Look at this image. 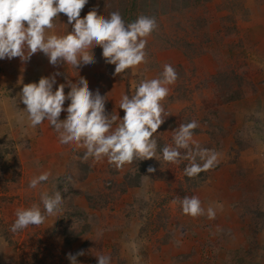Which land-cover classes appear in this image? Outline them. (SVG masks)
<instances>
[{"label": "rangeland", "instance_id": "obj_1", "mask_svg": "<svg viewBox=\"0 0 264 264\" xmlns=\"http://www.w3.org/2000/svg\"><path fill=\"white\" fill-rule=\"evenodd\" d=\"M211 1L88 0L81 18L93 9L108 18L133 3L140 16L155 18L157 28L147 37L145 47L147 62L113 75L115 65L105 61L101 47L94 46L92 64L77 69L63 62L57 64L59 74L53 91L65 84L67 94L68 82L78 83L84 77L93 93L98 90L105 96V113L122 119L121 98L126 94L131 97L141 81L159 78L164 65H171L177 79L168 85L169 94L162 101L169 114L154 134L159 160H139L117 169L107 158L99 162L91 157L84 159L82 147L61 144L49 123V132H39V125L33 128L36 135L18 132L13 137L9 132L11 137L0 143V264H70L67 255L81 251L84 254L76 257L78 264H97L99 255L109 256L110 264H155L154 255H148L153 248L183 250L189 234L212 246L221 231L224 237L231 235L233 219L242 230L244 226L252 230L254 245L262 242L264 178L254 170L259 166V155L264 161V152L257 153L264 145V59L256 49L251 54L245 37L238 42L225 39L239 31L248 35L240 25L249 20L244 0H218L213 15L204 21L211 32L194 41V26L186 21L197 18L191 7L199 6L206 14L210 10L206 4ZM180 21L187 22L189 28L185 30L191 39L188 34V44L179 46L172 29ZM71 31L72 25L61 13L48 34L64 36ZM201 37L206 38L204 44ZM37 56L41 59L44 54L38 52ZM34 58L32 55L29 63ZM8 61L14 65L28 63L18 57L0 59V72ZM102 66L109 72L95 71ZM69 103L66 100L64 108ZM66 116L63 112L59 118ZM191 121L199 125L193 130V139L201 148L217 153L219 161L192 178L184 172L188 160L171 164L162 158L163 147L175 146L172 138L179 125ZM247 148L253 149L252 167H239ZM149 167L155 171L148 172ZM44 172L50 173L49 179L30 188L29 181ZM168 177L178 184L169 185L176 191L171 195L156 186H162ZM238 178H252V200L241 197ZM56 190L64 200L61 215L48 216L39 226L10 231L17 209L33 204L43 209L41 193L51 195ZM185 196L198 197L205 214L195 218L184 214L180 201ZM209 207L215 211L212 219L206 214ZM258 219L262 221L259 225Z\"/></svg>", "mask_w": 264, "mask_h": 264}, {"label": "clouds", "instance_id": "obj_2", "mask_svg": "<svg viewBox=\"0 0 264 264\" xmlns=\"http://www.w3.org/2000/svg\"><path fill=\"white\" fill-rule=\"evenodd\" d=\"M87 2L0 0V59L18 57L21 61H28L32 55L42 52L54 66L63 62L77 69L95 62L92 49L99 46L105 61L115 65L113 75L146 63L145 47L147 37L157 28L155 18L141 15L134 22L125 24L119 12H112L105 18L95 9L81 18L80 13ZM61 13L67 16L72 31L64 36L49 35L48 31L55 27ZM176 79L175 69L165 64L159 78L141 81L131 97L126 94L121 98L122 119L117 114L105 113V96L98 90L93 93L84 77H80L78 83L69 81L67 94L65 84L57 85L53 91L54 76L41 77L37 83L24 84L19 98L26 106V118L32 128L47 120L58 133L61 144H75L85 149L84 159L91 157L99 162L107 158L109 164L121 169L139 160H159L154 134L169 114L162 101L169 94L168 85ZM66 100L70 103L64 108ZM62 111L67 113L63 120L59 118ZM117 121L119 123L113 129ZM198 126L196 121L180 124L172 138L175 146L162 149L164 162L179 164L182 160L189 161L184 172L190 178L212 169L219 162L217 153L201 148L193 139V130ZM153 171L155 169L148 168V172ZM49 176L50 173L44 172L32 178L29 187L35 189ZM40 199L43 209L36 204L17 209L10 231L16 233L29 226H39L48 216L61 215L64 200L60 191L51 195L43 192ZM180 203L186 215L195 218L205 214L196 196H185ZM207 216L209 219L215 217L213 208L207 209ZM83 254L82 251L69 253L67 258L70 264H78L76 257ZM97 264H110V257L97 256Z\"/></svg>", "mask_w": 264, "mask_h": 264}, {"label": "crops", "instance_id": "obj_3", "mask_svg": "<svg viewBox=\"0 0 264 264\" xmlns=\"http://www.w3.org/2000/svg\"><path fill=\"white\" fill-rule=\"evenodd\" d=\"M219 2L218 0L208 2L206 5L210 8V10L204 14L202 13V9L200 7H191L193 13V17H197L195 20L187 19L186 21L194 26V41H197L200 38V35H205L210 33V29H208V24L205 23L206 16L213 15V8L216 3ZM243 7L247 8L249 20L247 22H242L240 25L243 28L247 29L248 35L243 36L242 31L237 32L235 35L232 34L230 38H225L229 41H236L240 40L241 38L248 40L247 42L250 43L248 45V49L251 50V54L258 53L261 58L264 59V0H244ZM202 15V16H201ZM193 20V21H192ZM186 21H180L176 24V28L173 27V33L175 35L174 39L177 40L180 44L186 45L187 41L191 39V34L188 33L185 29H188V25ZM189 35V39L187 35ZM206 38L201 37V43L204 44ZM209 39V36L208 38ZM188 44V43H187ZM195 44V43H194ZM202 49L203 45H199ZM256 49V52H255ZM38 55V52L34 54L35 58L32 63H23L20 65H14L8 61L6 65L1 68L2 71L0 72V143L3 140L9 139L11 137L10 133L13 137L18 136V132H33V135H36L33 131V128L29 125V122L26 118V112L24 108L26 107L22 100H20V93L22 91V87L24 84L28 83H37L41 77H55L57 78V73L59 72L58 65H52L49 63L48 58L46 55L42 56L41 59ZM257 55V54H256ZM207 57H209L207 55ZM33 59V58H32ZM261 60V59H260ZM4 61V60H3ZM36 64V65H35ZM26 67V68H24ZM94 68V67H93ZM95 71L101 72H109L108 68L102 66L100 68H95ZM202 69V66H201ZM255 70V69H254ZM58 82V81H57ZM3 88L4 90H2ZM63 111L61 112V114ZM60 114V115H61ZM23 117V119H21ZM48 121L45 120L42 124H40L39 132H49L47 126ZM117 126L113 125V129ZM28 128V129H27ZM10 132V133H9ZM15 139V138H14ZM16 140V139H15ZM247 148L244 152L245 157H242L243 163L239 164V167H246L247 164L252 167V156H253V149ZM264 152V145L260 147V150H257V153ZM256 156V155H255ZM258 156V155H257ZM262 156H258L257 162L259 166L254 170L255 175L260 174V178H264V161L262 163ZM256 177H254L255 179ZM167 180L160 184H157V188L163 190L164 193H168L169 195L176 193L173 191L175 187H170V184L178 185L174 179L168 177ZM238 182L241 183V192L242 198L251 199L252 200V178L244 179L238 178ZM157 183V182H156ZM166 189H164L163 188ZM226 210V208L224 207ZM227 212L224 214V218H227ZM207 214V213H206ZM220 214V213H219ZM227 214V215H226ZM222 217V216H221ZM222 217V218H223ZM231 228V235L229 237H224V232H220V235L217 237V240L212 242V246L202 242L203 240L200 237L195 238L192 235H187L184 238L185 245L182 247L183 250L179 249H172L168 250L167 248H162L158 246L157 248H153V251L150 252L154 255L155 264H203L207 262V264H264L262 261L263 259V247H264V229L261 231L260 234L262 238V242H260L257 248H253V251H249L248 247L251 243L249 240L246 239V236L252 237V230L250 228H246L245 226L242 228L234 224V219L232 221ZM226 231V230H225ZM230 231V229H227ZM215 233V232H213ZM219 233V232H217ZM247 234V235H246ZM217 234L213 235L216 236ZM195 248L194 252H191V249ZM194 250V249H193ZM209 250V251H208ZM210 250H212L210 252ZM255 251V253H254ZM185 253L183 260L180 259Z\"/></svg>", "mask_w": 264, "mask_h": 264}, {"label": "trees", "instance_id": "obj_4", "mask_svg": "<svg viewBox=\"0 0 264 264\" xmlns=\"http://www.w3.org/2000/svg\"><path fill=\"white\" fill-rule=\"evenodd\" d=\"M134 4L135 3L130 4L128 6H123L122 9H121L120 15H121L122 19L124 20L125 24L134 22L140 16L138 14V12L135 10ZM260 223H262V221H260V219H258V223H256V224L259 225ZM246 239L251 242L249 244V247H248L249 251L251 252V251H253L252 246L254 245L253 244L254 241H252V237H250V236H248V238L246 236ZM253 248H257V246L254 245ZM254 253H255V251H254ZM262 257L264 259V247H263V256ZM262 263H264V261H262Z\"/></svg>", "mask_w": 264, "mask_h": 264}]
</instances>
